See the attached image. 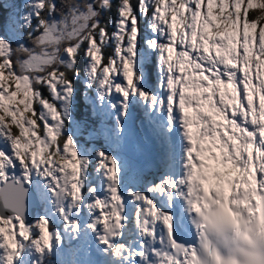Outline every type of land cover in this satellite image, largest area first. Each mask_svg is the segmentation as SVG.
<instances>
[{
    "label": "snow or ice",
    "instance_id": "1",
    "mask_svg": "<svg viewBox=\"0 0 264 264\" xmlns=\"http://www.w3.org/2000/svg\"><path fill=\"white\" fill-rule=\"evenodd\" d=\"M253 5L0 0V264H264Z\"/></svg>",
    "mask_w": 264,
    "mask_h": 264
},
{
    "label": "rangeland",
    "instance_id": "2",
    "mask_svg": "<svg viewBox=\"0 0 264 264\" xmlns=\"http://www.w3.org/2000/svg\"><path fill=\"white\" fill-rule=\"evenodd\" d=\"M254 5L257 6L258 5V0H254ZM253 5V6H254Z\"/></svg>",
    "mask_w": 264,
    "mask_h": 264
},
{
    "label": "trees",
    "instance_id": "3",
    "mask_svg": "<svg viewBox=\"0 0 264 264\" xmlns=\"http://www.w3.org/2000/svg\"><path fill=\"white\" fill-rule=\"evenodd\" d=\"M257 7H258V5H257V6L254 5V6H253V9H256ZM250 11H251V10H250Z\"/></svg>",
    "mask_w": 264,
    "mask_h": 264
},
{
    "label": "bare ground",
    "instance_id": "4",
    "mask_svg": "<svg viewBox=\"0 0 264 264\" xmlns=\"http://www.w3.org/2000/svg\"><path fill=\"white\" fill-rule=\"evenodd\" d=\"M209 163H212L213 165L215 164V162H214V161H212V162H211V160H210V162H209Z\"/></svg>",
    "mask_w": 264,
    "mask_h": 264
}]
</instances>
